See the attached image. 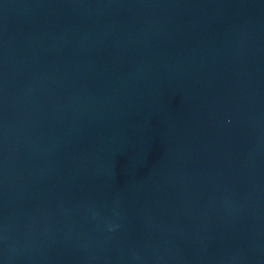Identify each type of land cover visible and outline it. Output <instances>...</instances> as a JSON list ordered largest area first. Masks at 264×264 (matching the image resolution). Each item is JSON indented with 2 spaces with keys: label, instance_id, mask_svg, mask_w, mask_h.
Wrapping results in <instances>:
<instances>
[{
  "label": "water",
  "instance_id": "95a60500",
  "mask_svg": "<svg viewBox=\"0 0 264 264\" xmlns=\"http://www.w3.org/2000/svg\"><path fill=\"white\" fill-rule=\"evenodd\" d=\"M0 264H264V0H0Z\"/></svg>",
  "mask_w": 264,
  "mask_h": 264
}]
</instances>
